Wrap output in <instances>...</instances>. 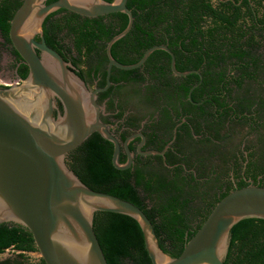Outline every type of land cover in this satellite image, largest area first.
I'll return each instance as SVG.
<instances>
[{
    "label": "water",
    "instance_id": "1",
    "mask_svg": "<svg viewBox=\"0 0 264 264\" xmlns=\"http://www.w3.org/2000/svg\"><path fill=\"white\" fill-rule=\"evenodd\" d=\"M47 1L24 0L11 21L10 39L28 66L29 75L20 84L0 86V224L13 222L27 228L46 264H108L94 231L98 212L136 220L153 264H225L233 227L245 219L264 220V187L249 185L225 196L182 254L171 258L162 250L154 225L142 209L90 189L67 163L72 151L98 133L114 144L112 162L116 169L128 170L133 164L129 143L144 136L135 134L127 139L128 158L122 164L120 143L102 122V108L97 103L98 93L111 84L114 67L135 70L161 50L171 56L176 75L199 72H179L174 53L165 45L151 47L135 64H122L112 56L113 45L126 37L134 25L129 0ZM61 9L88 18L113 13L129 17L127 28L107 45L105 88L91 91L75 67L47 45L43 25L48 16ZM196 87L190 91L191 101ZM168 147L162 152H142L139 147V153L164 156Z\"/></svg>",
    "mask_w": 264,
    "mask_h": 264
},
{
    "label": "trees",
    "instance_id": "2",
    "mask_svg": "<svg viewBox=\"0 0 264 264\" xmlns=\"http://www.w3.org/2000/svg\"><path fill=\"white\" fill-rule=\"evenodd\" d=\"M54 1L48 0L46 3ZM23 2L0 0V34L3 38L0 50H9L20 61L22 58L10 39V28ZM254 2L257 13L259 8L264 9V0H244L243 5L251 9V3ZM238 3L240 0L227 3L224 0H129L128 8L133 12L134 25L126 37L113 45L112 56L122 64H135L151 47L166 45L176 58L180 55L200 58V63L203 58L214 62L211 60L213 58L219 62L217 66H222V63L234 65L233 70L241 69L244 75L249 76L254 58L233 57L250 54L247 48L253 39L249 23L255 22L254 13H248L250 19L242 15ZM128 23L129 17L123 13L88 18L61 9L47 17L43 25L44 37L49 47L63 58L69 56L74 64L86 69L93 60H97L107 66V45L127 28ZM179 41L183 42L181 48ZM124 45L131 53L138 54L139 58H118L117 49ZM158 54L167 56L169 60L171 58L161 50L154 52L151 57ZM96 55L105 58H91ZM153 59L149 58L147 63ZM226 71L224 68L218 73L224 76ZM124 72L127 74L131 71ZM28 75V66L22 65L18 70V78L24 80ZM183 97L188 98V92ZM192 97L193 100H204L205 95L198 97L194 92ZM208 97L204 105H210V98L216 96ZM226 97L230 103L238 97H245L246 101L250 97L239 111L241 114H251L254 105L251 99L258 95L227 94ZM219 106H227V103H219ZM255 110L260 111V108ZM243 119L247 120L246 117ZM233 129L231 125L227 132ZM226 135L219 133L218 138L224 140ZM112 155L113 145L95 133L68 155L67 163L90 189L119 197L142 209L154 225L162 250L171 258H178L182 254L218 202L228 195H223L215 205H206L207 213L202 220L197 221L202 208L197 205V195L187 191L185 184L188 183H183L182 177L178 179L180 174H176L175 178L167 169L118 170L113 165ZM94 231L108 264H153L142 229L133 218L98 212L94 217ZM7 252H13V257L0 260V264H46L41 257L35 260L31 257L32 254H40L32 233L13 222L0 224V254ZM224 263L264 264V220L245 219L233 227Z\"/></svg>",
    "mask_w": 264,
    "mask_h": 264
},
{
    "label": "flooded vegetation",
    "instance_id": "3",
    "mask_svg": "<svg viewBox=\"0 0 264 264\" xmlns=\"http://www.w3.org/2000/svg\"><path fill=\"white\" fill-rule=\"evenodd\" d=\"M229 1L224 0L225 3ZM243 1L237 4L242 15L250 19L248 13H254L255 22L249 23L253 41L247 48L249 55L233 58H254L249 76L244 75L241 69L233 70L234 65L222 63V66H217L219 62L213 58L214 62L203 58L200 63V58L182 55L175 58L176 69L199 73L178 76L172 70V58L169 60L167 56L158 54L150 56L154 59L135 69L137 71L131 70L127 74L125 70L114 67L110 86L97 95V103L102 108L100 118L120 143L121 163L127 162V139L142 134L144 138L138 136L129 143L134 160L131 168L167 169L172 177L180 174L178 179L182 177V182L188 183L185 184L187 191L197 195V205L202 208L197 221L207 213L205 206L215 205L223 195L249 185L264 187V9L259 8L257 13L255 2L249 9ZM37 40H41L39 35ZM178 45L181 48L183 42L179 41ZM117 54L118 58H139L125 45L117 49ZM91 58L105 57L96 55ZM64 59L75 67L91 91L108 85V64L103 66L93 60L85 69L74 64L67 55ZM22 65H26L23 59L20 61L11 53L8 66L18 84L21 83L18 70ZM224 68L227 69L225 75H219L218 72ZM196 85L193 93L198 97L205 95L204 100L184 98L183 95L190 94ZM227 94L258 95L251 97L253 113L241 114L239 111L250 97L247 101L245 97H238L230 103ZM209 95L216 97L210 98V105H204ZM219 103H227V106L220 107ZM257 108L260 111L255 110ZM231 125L234 126L233 131L227 132ZM245 129L249 131L242 134ZM219 133L222 136L227 133L226 139H219ZM111 144L114 153V144ZM167 146L164 156L139 153V147L142 152H162Z\"/></svg>",
    "mask_w": 264,
    "mask_h": 264
},
{
    "label": "rangeland",
    "instance_id": "4",
    "mask_svg": "<svg viewBox=\"0 0 264 264\" xmlns=\"http://www.w3.org/2000/svg\"><path fill=\"white\" fill-rule=\"evenodd\" d=\"M3 41V38L0 34V43ZM11 58V52L7 49L1 48L0 50V85L1 83H9V84H15L17 81V78L14 77L13 72L11 68L8 66V62L10 61ZM242 131V130H241ZM249 130L245 129L242 134H245ZM13 252H7L4 254H0V260H6L8 258L13 257ZM32 259L35 260L40 257V254H32L31 255Z\"/></svg>",
    "mask_w": 264,
    "mask_h": 264
},
{
    "label": "built area",
    "instance_id": "5",
    "mask_svg": "<svg viewBox=\"0 0 264 264\" xmlns=\"http://www.w3.org/2000/svg\"><path fill=\"white\" fill-rule=\"evenodd\" d=\"M2 85L0 86H3V87H10V86H13V85H16L18 84L17 82L15 84H9V83H1Z\"/></svg>",
    "mask_w": 264,
    "mask_h": 264
}]
</instances>
